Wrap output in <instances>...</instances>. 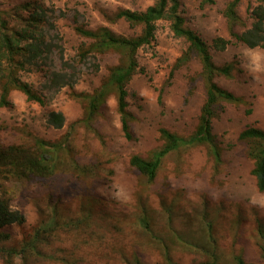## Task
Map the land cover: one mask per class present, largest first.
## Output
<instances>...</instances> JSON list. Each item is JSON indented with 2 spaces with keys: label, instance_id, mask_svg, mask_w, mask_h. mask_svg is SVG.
Masks as SVG:
<instances>
[{
  "label": "rangeland",
  "instance_id": "1",
  "mask_svg": "<svg viewBox=\"0 0 264 264\" xmlns=\"http://www.w3.org/2000/svg\"><path fill=\"white\" fill-rule=\"evenodd\" d=\"M155 1L0 0V10L15 28L23 26L21 16H28L23 4L41 5L61 38L58 54L18 72L45 104L14 88L10 105L0 107L1 150L23 145L40 152L38 140L64 144L52 161L53 173L44 178L0 173V188L9 190L12 205L26 218L1 228V243L22 248L36 239L34 247L14 256V264H197L208 259L197 243L210 239L220 264H234L235 256L264 264V191L252 173L250 144L239 138L248 126L264 129V48L235 39L223 50L213 46L215 38L229 39L232 29L252 23L256 0L239 2L242 23L234 27L225 15L233 0H180L185 25L207 41L216 64H231L230 73L216 81L243 102H221L213 118L219 164L207 145H182L163 158L149 180L131 165V157L150 158L162 148L161 128L184 139L195 132L207 98L201 60L188 54L189 43L175 35L170 19L157 21L155 39L138 50L139 66L127 83V138L118 90L110 83L126 58L115 50L92 52L80 63L82 48L93 40L76 28L105 26L135 36L142 27L115 19V13L145 10ZM51 70L69 74L68 83L48 87ZM102 91L90 117V100ZM52 111L64 113L63 127L50 120Z\"/></svg>",
  "mask_w": 264,
  "mask_h": 264
},
{
  "label": "trees",
  "instance_id": "2",
  "mask_svg": "<svg viewBox=\"0 0 264 264\" xmlns=\"http://www.w3.org/2000/svg\"><path fill=\"white\" fill-rule=\"evenodd\" d=\"M240 1L233 0L230 2L225 12L232 27L242 23L241 16L237 11ZM203 2L213 3L214 0H203ZM179 5L180 0H156L145 10L121 9L116 12L115 19H125L131 25L142 27V31L135 36L120 35L105 26L97 29H88L83 26L76 28L81 35L93 40L88 47L82 48L80 63L87 61L92 52L104 53L115 50L123 53L126 58L124 65L114 69L110 83L118 90V111L121 114L122 128L127 138L131 137L127 111V83L138 69V50L144 45L151 44L155 39L157 21L170 19L175 35L183 37L189 43L188 54H195L201 60L207 98L195 132L188 139H184L166 128H161V135L165 140L162 148L154 152L150 158H144L139 154H134L131 157V165L149 180L155 179L163 158L182 145H207L215 163L219 164L222 155L213 133V118L217 114L221 102H243L240 95L221 87L216 81V76L230 73L231 64H226V66L216 64L207 41L185 25L184 18L178 12ZM22 8L26 13L28 12V16H21L24 17L21 28L9 26V20L4 17V12L0 10V107L10 105L9 95L14 88L23 91L29 100L36 101L41 105L45 104V99L33 89L30 83L22 80L18 72L26 67L31 69L40 61L45 63L52 54H58V50L55 49L61 47L59 42L61 38H59L56 23L50 19L42 6L26 3L22 5ZM251 17L252 23L249 26L241 31L232 29L229 39L215 38L213 46L223 50L235 39V41L250 48H264V0H256V5L251 10ZM51 32L53 33L51 34ZM57 38H59L58 42H53ZM62 51H59L61 57H63ZM69 76L65 71H52V76L47 79L46 84L50 88L63 86L68 83ZM103 93L104 91L91 98L90 117L98 107L101 97L104 96ZM50 120L54 122L56 127L61 128L64 126L66 118L63 112L52 111ZM239 138L250 144L249 156L254 160L252 173L258 189L264 191V129L248 126L241 131ZM38 144L42 149L40 152H31L23 145H11L8 148L0 149V173L5 171L3 175L6 177L16 175L20 179L29 181L52 174L54 171L52 161L54 162L64 144H57L48 140H38ZM8 191L6 187L0 188V229L13 223H23L26 219L25 214L12 205L11 198L7 196ZM211 236L212 234H210ZM262 237L264 239V234ZM1 241L0 234V255L3 257L0 264H14L15 255L24 254L29 247H34L36 243L35 239V243L34 241L25 243L22 248H9L4 246ZM209 243L211 249L209 245H206ZM209 243L207 241L197 243V247L201 248L208 256L207 260L197 264H220L218 253L214 249L216 248L215 240L210 239ZM167 264L175 263L169 262ZM234 264L250 263L242 256H235Z\"/></svg>",
  "mask_w": 264,
  "mask_h": 264
}]
</instances>
